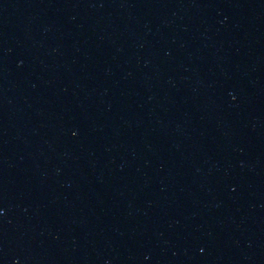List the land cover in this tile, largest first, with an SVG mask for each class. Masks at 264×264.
<instances>
[{
  "label": "water",
  "instance_id": "95a60500",
  "mask_svg": "<svg viewBox=\"0 0 264 264\" xmlns=\"http://www.w3.org/2000/svg\"><path fill=\"white\" fill-rule=\"evenodd\" d=\"M0 264H264V0H0Z\"/></svg>",
  "mask_w": 264,
  "mask_h": 264
}]
</instances>
